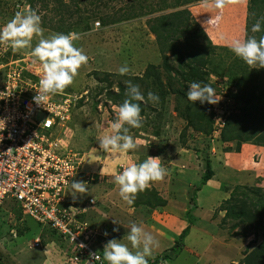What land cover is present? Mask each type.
<instances>
[{
    "label": "rangeland",
    "instance_id": "1",
    "mask_svg": "<svg viewBox=\"0 0 264 264\" xmlns=\"http://www.w3.org/2000/svg\"><path fill=\"white\" fill-rule=\"evenodd\" d=\"M157 1L81 0L76 14L74 6L62 8L71 6V0H0V88L11 65L31 59L55 62L65 55L69 80L60 90L75 101L64 138L80 159L71 186L80 230L76 244L71 246L7 201L0 207V261L5 264H92L96 251L103 264H221L215 259L238 264L264 241V218L255 230L247 223L223 221L227 193L234 186L264 189V144L249 141L243 143L248 150H241L242 144L236 150L234 142L221 141L219 135L220 123L238 106L233 97L242 65L233 64L247 30L248 1L202 0L176 8L189 9L216 47L201 86L176 71L164 72L147 22L176 9L141 14L148 2ZM131 13L134 17L125 19ZM106 18L116 22L103 25ZM261 61L253 57L250 69ZM170 77L178 80L177 88L183 86L184 94L171 93ZM120 87L124 92L137 88L139 100L148 107L141 124L134 125L122 108ZM185 95L196 108L209 106L215 129L211 135L185 129L180 115ZM124 124L129 131L120 137ZM205 159L213 176L199 187ZM149 191L163 204L153 207L142 201L150 199ZM201 210L212 222L205 236L200 235L206 219ZM188 224L190 231L176 256L173 247ZM35 241L38 246L32 245Z\"/></svg>",
    "mask_w": 264,
    "mask_h": 264
},
{
    "label": "trees",
    "instance_id": "2",
    "mask_svg": "<svg viewBox=\"0 0 264 264\" xmlns=\"http://www.w3.org/2000/svg\"><path fill=\"white\" fill-rule=\"evenodd\" d=\"M80 1L71 0V6L64 4L62 8L66 7L68 10L74 6L76 7V14H78L79 9L77 7ZM197 1L202 0H174L171 5H168L166 0H158L156 3L148 2L149 4L144 7L145 11L141 8L139 10L143 11L141 12L142 15H150L151 13L164 12L171 8H180ZM247 1V30L243 39V45L241 49H238L233 64L234 68L238 63H240V66L242 65L240 79L235 82L237 91L233 97L238 106L234 113L226 116L219 131L220 140L234 142L236 150H239L241 144L249 141L264 144V0ZM133 17L134 13H131L125 19ZM77 19L80 21L82 19L81 15ZM109 20V18L101 19L103 25L116 22L113 18ZM147 23L149 31L155 36L156 43L162 54V68L164 72L172 75L176 71V75L180 74L181 78H184L185 81L191 80L194 83V79H196L198 81L196 83L200 85L199 81H203L206 68L213 65L210 56L214 54L216 47L213 46L209 36L196 21L195 17L192 16L190 10L187 8L172 10L169 13L149 19ZM84 28L87 30V23ZM70 32L69 29L64 31L65 35H68ZM253 57L255 59L262 57V61L256 69H250L249 66ZM171 64H176L177 67L175 68ZM185 69L188 72H185ZM145 76L148 78L147 74ZM157 77L158 79L160 78L159 75ZM170 78L171 80L168 85L173 89L171 93H182L183 86L179 83L177 88L176 83L178 80L173 77ZM232 79L233 77L230 78V81ZM249 82H252V84H249ZM127 88L124 92V88L120 87L121 94L125 98L122 108L133 121V124L137 126L142 123L140 119L143 116H147L148 107L139 100L137 88H134V91L127 90ZM244 89L247 90V93H244ZM121 94L117 97L120 98ZM185 98L187 99H185L186 105L183 112H180L181 117L186 121L185 129L188 130L190 128L191 131L196 133L201 132L204 135H211L215 129L213 126V113L209 110V106L204 103L199 108H196L191 104L189 96L185 95ZM239 109L240 111H238ZM126 125L124 124L119 128L118 135L120 137L129 131ZM126 128L128 129L127 131ZM185 131L182 135L183 139ZM212 176L213 171L210 161L209 159H205V169L199 187L206 184ZM136 188L141 192L143 191L145 195L148 192V189ZM233 188L235 190L227 193L228 197L224 203L226 213L223 221L227 219L233 220L237 222L236 225H245V227L247 223L249 224L247 227L255 230L261 223L262 218H264V189L238 185ZM151 192L149 194L150 199H143L142 201H147L152 206L163 204V201L154 195L156 194L155 191ZM190 225L188 224L181 231L179 239H177L173 247L176 256L181 252L182 241L188 234ZM5 263L3 259L0 261V264ZM238 264H264V241L246 253L245 257Z\"/></svg>",
    "mask_w": 264,
    "mask_h": 264
},
{
    "label": "built area",
    "instance_id": "3",
    "mask_svg": "<svg viewBox=\"0 0 264 264\" xmlns=\"http://www.w3.org/2000/svg\"><path fill=\"white\" fill-rule=\"evenodd\" d=\"M64 56L11 65L5 74L0 88V207L15 203L72 246L80 232L71 187L80 159L64 138L75 101L60 90L69 80ZM97 253H92V264H103Z\"/></svg>",
    "mask_w": 264,
    "mask_h": 264
},
{
    "label": "crops",
    "instance_id": "4",
    "mask_svg": "<svg viewBox=\"0 0 264 264\" xmlns=\"http://www.w3.org/2000/svg\"><path fill=\"white\" fill-rule=\"evenodd\" d=\"M242 149L241 150H244V149H249V147L247 146V145H245V144H242ZM227 170L228 169H224V171H226L227 172ZM240 178V177H239ZM238 182V181H237ZM227 197V196H226ZM203 211L201 210V214H204L205 216H206V219H205V226H204V229L202 230V233L200 234L201 236L203 235V233H204V235L203 236H205V231L206 230H208L209 229V226H210V224H212V222L211 221H209V217L207 216V211L206 212H204V213H202ZM209 212V211H208ZM213 219V218H212ZM190 227H191V225H190ZM201 230V229H200ZM189 231H190V228H189ZM189 233V232H188ZM179 255V254H178ZM216 261V263H221V264H233V262L232 261H229L228 259L227 260H224V261H222V262H220L221 261V259L220 260H217V259H215L214 260V262ZM213 262V261H212ZM212 262H211V264H212ZM232 262V263H231ZM144 264V263H143ZM173 264H180V262L178 263L176 260L175 261H173ZM182 264H184V262L182 263Z\"/></svg>",
    "mask_w": 264,
    "mask_h": 264
},
{
    "label": "clouds",
    "instance_id": "5",
    "mask_svg": "<svg viewBox=\"0 0 264 264\" xmlns=\"http://www.w3.org/2000/svg\"><path fill=\"white\" fill-rule=\"evenodd\" d=\"M65 65H66V66L68 65L67 61H66ZM64 85H65V84H64ZM62 86H63V85H62Z\"/></svg>",
    "mask_w": 264,
    "mask_h": 264
}]
</instances>
